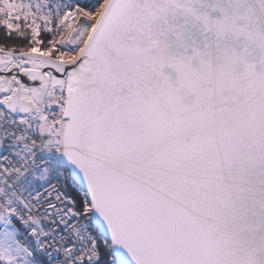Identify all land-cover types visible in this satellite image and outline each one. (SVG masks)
Wrapping results in <instances>:
<instances>
[{
	"label": "snow or ice",
	"instance_id": "snow-or-ice-1",
	"mask_svg": "<svg viewBox=\"0 0 264 264\" xmlns=\"http://www.w3.org/2000/svg\"><path fill=\"white\" fill-rule=\"evenodd\" d=\"M0 264H264V0H0Z\"/></svg>",
	"mask_w": 264,
	"mask_h": 264
}]
</instances>
